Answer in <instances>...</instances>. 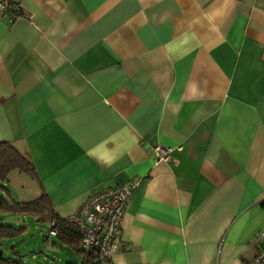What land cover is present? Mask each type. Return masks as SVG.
<instances>
[{"label":"crops","instance_id":"1","mask_svg":"<svg viewBox=\"0 0 264 264\" xmlns=\"http://www.w3.org/2000/svg\"><path fill=\"white\" fill-rule=\"evenodd\" d=\"M11 1L29 17L0 14V141L31 197L64 217L140 177L114 264L264 250V0Z\"/></svg>","mask_w":264,"mask_h":264},{"label":"built area","instance_id":"2","mask_svg":"<svg viewBox=\"0 0 264 264\" xmlns=\"http://www.w3.org/2000/svg\"><path fill=\"white\" fill-rule=\"evenodd\" d=\"M3 13L7 14L9 21L18 16L29 17L18 3L11 0H0V14ZM152 149L156 159L169 158L171 147L155 144ZM140 180V177H135L95 192L78 209L64 217L77 226L80 233L77 248L93 264H114L112 255L119 243L120 222L126 198ZM53 222V219L48 221L44 238L56 235ZM257 237L261 240L264 234L260 232ZM247 264H264V250L253 255Z\"/></svg>","mask_w":264,"mask_h":264},{"label":"rangeland","instance_id":"3","mask_svg":"<svg viewBox=\"0 0 264 264\" xmlns=\"http://www.w3.org/2000/svg\"><path fill=\"white\" fill-rule=\"evenodd\" d=\"M12 173H16V176H10V184L4 186L10 191L12 199L33 198L27 193L30 176L18 170ZM36 215L0 211L3 222L24 226L19 234L0 239L3 252L10 255L19 254L18 258L24 264H71V262L79 264L83 256L81 252L70 244L62 243L61 240L57 242V246H53L51 236L44 238L48 229L47 219H37Z\"/></svg>","mask_w":264,"mask_h":264},{"label":"trees","instance_id":"4","mask_svg":"<svg viewBox=\"0 0 264 264\" xmlns=\"http://www.w3.org/2000/svg\"><path fill=\"white\" fill-rule=\"evenodd\" d=\"M16 169L28 175L33 174V167L27 155L16 149L11 143L7 141H0V211L11 213H35L40 219L47 217L48 220L53 219V227L56 230V236H59L62 241L72 245L77 251V244L80 233L77 226L65 220V216H59L53 211L45 197V194H39L29 200H14L10 197L8 189H6L3 182L6 180L7 174L10 170ZM24 229L23 225L14 226L5 223L0 218V239L12 237L19 234ZM0 264H24L20 261L16 254L10 255L3 252L0 240ZM71 264H77L71 262ZM79 264H93L89 258L81 257Z\"/></svg>","mask_w":264,"mask_h":264},{"label":"water","instance_id":"5","mask_svg":"<svg viewBox=\"0 0 264 264\" xmlns=\"http://www.w3.org/2000/svg\"><path fill=\"white\" fill-rule=\"evenodd\" d=\"M0 252H1V250H0ZM17 256H19V254H16Z\"/></svg>","mask_w":264,"mask_h":264}]
</instances>
